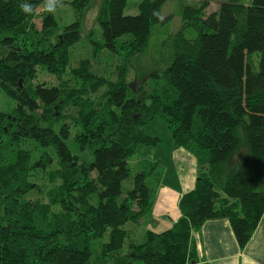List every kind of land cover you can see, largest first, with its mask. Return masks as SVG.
<instances>
[{"label": "trees", "instance_id": "obj_1", "mask_svg": "<svg viewBox=\"0 0 264 264\" xmlns=\"http://www.w3.org/2000/svg\"><path fill=\"white\" fill-rule=\"evenodd\" d=\"M65 1L76 19L52 41L49 11L39 30L34 24L48 0H27L29 14L25 0H0V90L13 104L0 112V264H188L197 257L193 233L217 219L242 249L264 211V0H221L210 14L216 0H181L170 63L152 75L164 87L134 93L128 63L168 0H141L133 16L123 14L127 0H101V40L88 34V57L71 67L90 0L54 6ZM105 52L121 57L114 74L96 66ZM37 69L58 83L34 84ZM155 119L173 149L195 158L196 177L172 227L137 242L124 227L150 219L163 172L142 159L131 177L128 161L160 143L144 130ZM22 124L40 134L23 137Z\"/></svg>", "mask_w": 264, "mask_h": 264}, {"label": "rangeland", "instance_id": "obj_2", "mask_svg": "<svg viewBox=\"0 0 264 264\" xmlns=\"http://www.w3.org/2000/svg\"><path fill=\"white\" fill-rule=\"evenodd\" d=\"M141 0H127L123 14L125 16H133L137 14V5ZM221 0L213 2L206 11V14L215 12L218 9V3ZM251 0H242L241 4H249ZM180 3L181 0H168L161 8L160 23L153 26L151 31V37L147 44V47L140 54H136L128 63V75L127 80L129 82V91L131 93L136 92L140 87L145 91H152L154 89H160L164 87V81L156 78L152 75H160L162 71L170 63V38L180 30ZM101 4V0H90L89 6L84 12L82 22L80 25V31L82 38L81 40L70 49L69 53V66H74L77 61L84 59L89 55V48L87 37L88 34L93 33L96 40H101V32L98 24L96 23V17ZM44 10H47V5L40 6L37 8V17L34 20L36 28H41V14ZM57 22V30L54 32L52 37L55 41V37L60 33L63 27L75 22V15L70 4L65 1L59 6H55V11L50 12ZM185 36H189V33L184 32ZM193 34V33H192ZM27 42L36 40V37L32 34L26 35ZM255 63L258 60V53L253 55ZM121 63V57L113 55L110 52L103 53L101 60L96 65L101 71H111L113 74L116 72L115 68ZM67 79V78H66ZM33 83H45L47 86L56 85L57 79L53 76L45 73L41 69H37L36 77ZM12 102L4 95L0 90V112H6L12 106ZM21 133L23 137H35L40 134L36 130H29L25 124L21 125ZM146 133L153 137H158L160 143L155 147L140 146L137 149L136 154L131 157L128 161L131 168V177L136 172V162L145 159L149 162H156V158L160 159L161 163H158L159 169L164 173L162 184L176 187L180 180H178L177 174L182 171L183 167L186 171L187 166H184L182 162H177L172 156L171 152V137L169 130L159 120L155 119L149 125L144 127ZM43 134H46L45 132ZM82 158L85 160H91L90 155L86 152ZM154 158V159H153ZM131 177L121 184L122 194L128 190L131 186ZM126 230H130L133 233V240L139 242L141 240V234L143 233L144 227L139 224L127 223L124 227ZM106 241V238L98 239L92 242V249L98 250L99 246Z\"/></svg>", "mask_w": 264, "mask_h": 264}, {"label": "crops", "instance_id": "obj_3", "mask_svg": "<svg viewBox=\"0 0 264 264\" xmlns=\"http://www.w3.org/2000/svg\"><path fill=\"white\" fill-rule=\"evenodd\" d=\"M172 157L182 162L188 169L177 174L180 180L176 187L160 184L156 193L150 219L139 223L145 231L163 232L172 227L180 214L178 202L191 191L196 177V160L183 149H173ZM154 159V158H153ZM161 163L162 157L156 158ZM164 175V173H163ZM163 179V177H162ZM141 234V238L142 235ZM192 243L196 251V261L188 264H264V211L247 244L241 249L234 237L229 222L225 219L206 221L192 235Z\"/></svg>", "mask_w": 264, "mask_h": 264}, {"label": "clouds", "instance_id": "obj_4", "mask_svg": "<svg viewBox=\"0 0 264 264\" xmlns=\"http://www.w3.org/2000/svg\"><path fill=\"white\" fill-rule=\"evenodd\" d=\"M54 5H55V0H48L47 11L49 12L55 11ZM21 11L24 14H29L32 12V6L27 2V0H25V3L21 5Z\"/></svg>", "mask_w": 264, "mask_h": 264}]
</instances>
